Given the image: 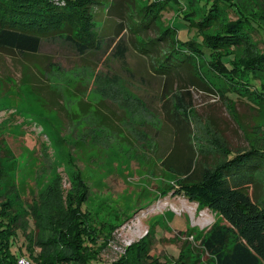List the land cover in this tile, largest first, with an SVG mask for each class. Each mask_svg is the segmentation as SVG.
<instances>
[{
	"label": "rangeland",
	"instance_id": "rangeland-1",
	"mask_svg": "<svg viewBox=\"0 0 264 264\" xmlns=\"http://www.w3.org/2000/svg\"><path fill=\"white\" fill-rule=\"evenodd\" d=\"M245 1L260 3L259 14L250 13L263 27L264 0ZM209 3L201 0L200 11ZM107 4L98 6L95 44L84 52L59 38L43 40L35 55L0 50V205L7 201L18 213L36 207L33 220L40 231L35 241L64 231L72 219L68 206H76L83 195L81 216L85 232L93 237L88 248L94 244L95 249L93 254L83 248L77 253L104 262L125 255V264H148L135 262L133 250L127 251L148 233L151 263L158 258L157 264H170L183 250L178 264H214L196 237L219 216L184 196L164 193L175 175L161 161L167 156L174 169H181L197 157L199 168H211L228 151L264 148V105L255 109L233 94L228 100L222 94L226 82L208 66L198 67L201 79L195 84L182 72H155L154 57L161 58L172 43L160 42L167 44L161 55L146 56L136 48L139 36L134 32L116 33L119 17ZM217 14L221 26L235 19L223 6ZM175 16L177 11L168 7L155 25L163 30ZM172 27L180 41L200 40L195 28L180 20ZM147 34L156 36L153 29ZM119 41L126 47L122 55L116 50ZM250 42L234 49L238 59L264 50L260 36ZM202 47L207 59L218 55ZM31 73L39 79L36 83ZM103 104L113 112L118 130L105 127L112 116L101 113ZM256 177L257 185L248 188L253 199L264 195V168ZM190 228L194 233H186ZM25 242L20 231L11 241L16 264L20 257L34 264ZM66 245L54 240L37 264H71L61 256L71 251ZM80 262L76 258L72 264Z\"/></svg>",
	"mask_w": 264,
	"mask_h": 264
},
{
	"label": "trees",
	"instance_id": "trees-1",
	"mask_svg": "<svg viewBox=\"0 0 264 264\" xmlns=\"http://www.w3.org/2000/svg\"><path fill=\"white\" fill-rule=\"evenodd\" d=\"M208 1L212 3L201 12V0H0V50L18 52L23 56L35 55L43 40L59 38L78 52H84L95 44L97 9H104L103 3L107 2L105 8L119 17L115 21L116 33L124 30L134 32L139 36L136 48L146 56L152 57L155 52L160 56L167 45L163 46L160 42L172 43L163 50L161 58L154 57L157 61L153 64L155 72L175 71L178 75L182 72L195 84L201 79V68L198 71V67L208 66L207 69L210 68L226 82L227 90L222 94L228 100L231 101L228 94H233L246 99L253 108L260 109L261 104L264 105V50L238 59L234 49L250 44L256 36L264 41V25L260 27L253 15L259 14L257 8L261 5L245 3V0ZM221 6L235 17L222 26L217 14ZM168 7L177 11L175 22L180 20L195 28L200 40L180 41L172 27L175 22L168 23L163 30L157 28L155 21ZM247 7L251 10L248 11ZM214 26L221 27L214 29ZM148 29H153L156 36L148 35ZM199 42L207 47L210 55L214 52L218 55L207 59ZM125 48L122 41L117 43L116 50L120 55L124 54ZM225 55L232 58L223 61ZM31 77L33 83L39 80L35 74L31 73ZM102 107L106 109L100 107L104 116L105 113L112 116L105 127L118 130L119 124L115 122L113 112L104 104ZM183 111L186 112L185 109ZM161 162L167 172L175 175L174 183L168 185L164 193L184 196L196 202L198 209L208 208L219 216L220 220L214 222L203 236L196 237L202 252L209 255L214 264H264V195L253 199L248 192L250 186L257 185L259 179L256 173L264 168L263 147L228 151L226 157L211 168H199L197 157L196 160L190 159L181 169H174L167 156ZM83 199L80 195L76 206H68V217L72 219H69L64 231L58 230L53 237L40 235L35 241L34 234L40 231L39 223L33 220V216H37L36 207H26L24 212L18 213L7 201L0 205V264H16L17 258L11 254L10 244L18 231L24 236L25 247L34 264L50 249L54 240L69 244L66 246L71 251H63L61 256L71 264L76 258L81 260L80 264H125V255L109 262L99 261L92 255L95 247L93 244L92 249L88 248L91 247L88 241L93 237L85 232L87 223L81 216L85 214L81 208ZM192 229L186 233H194ZM147 234L127 248V251L133 250L135 262L144 259L151 263L146 256ZM79 248L92 254L81 255L76 252ZM183 252L180 250L178 256L169 261L170 264H178V260L185 255ZM157 261L158 258L151 264H157Z\"/></svg>",
	"mask_w": 264,
	"mask_h": 264
},
{
	"label": "built area",
	"instance_id": "built-area-1",
	"mask_svg": "<svg viewBox=\"0 0 264 264\" xmlns=\"http://www.w3.org/2000/svg\"><path fill=\"white\" fill-rule=\"evenodd\" d=\"M18 264H30V261L24 257L18 258Z\"/></svg>",
	"mask_w": 264,
	"mask_h": 264
}]
</instances>
